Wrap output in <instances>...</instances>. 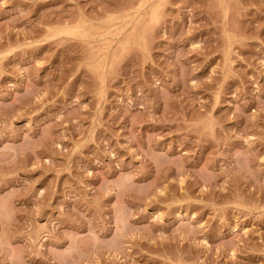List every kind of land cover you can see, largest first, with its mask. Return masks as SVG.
Here are the masks:
<instances>
[{"label":"rangeland","instance_id":"obj_1","mask_svg":"<svg viewBox=\"0 0 264 264\" xmlns=\"http://www.w3.org/2000/svg\"><path fill=\"white\" fill-rule=\"evenodd\" d=\"M0 264H264V0H0Z\"/></svg>","mask_w":264,"mask_h":264}]
</instances>
